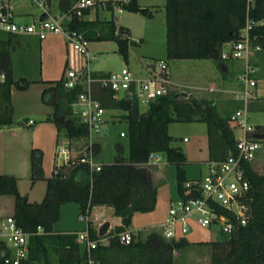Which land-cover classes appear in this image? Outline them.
Returning a JSON list of instances; mask_svg holds the SVG:
<instances>
[{
  "label": "trees",
  "instance_id": "16d2710c",
  "mask_svg": "<svg viewBox=\"0 0 264 264\" xmlns=\"http://www.w3.org/2000/svg\"><path fill=\"white\" fill-rule=\"evenodd\" d=\"M68 2L61 0L60 7L65 8ZM125 9L151 16L137 5L136 0ZM165 13L168 60L214 59L219 62L222 61L223 46L235 40L245 24L246 3L244 0H166ZM249 16L255 21L264 20V0H256ZM70 27L83 32L88 41H115L118 53L127 61L129 44L133 41L128 30L116 29L111 19L78 20ZM252 35H256L254 42L261 46L257 54L261 60L264 22L253 29ZM260 60L255 62L257 67ZM0 70L5 74V79L0 82V126H8L13 123L10 87L14 82L10 55L5 49H0ZM259 75L262 76L261 72ZM45 83L48 86L41 91V101L52 108L45 120L54 123L57 131L64 129L69 143L67 148H73L72 143L88 138L87 126L71 112L77 91L64 87L63 76ZM28 84L21 79L16 86L23 89ZM175 93L158 97L149 103L145 112H140L135 98L114 100L110 90L93 86L94 96L106 110L123 112L119 117L127 123V159L117 158L114 163L101 165L97 171L80 161L81 154L71 157L65 164L55 165L52 174L45 178V195L40 203L28 202L21 196L13 176L0 175V195L13 197L12 216L16 224L29 233L25 264H173L174 252L189 244L184 238L166 240L159 233L150 232L143 239L139 234H133L129 244H122L116 236L128 230L134 213L148 212L155 205L156 193L147 167L148 155L162 152L166 161L174 165L176 186L181 196L186 181L182 169L185 157L179 148L170 146L168 124L205 123L208 162L224 160L235 148L229 117L219 115L213 100H188ZM91 149L95 155L98 144L91 143ZM41 160V151L32 149L29 154L31 182L44 178ZM244 174L249 183L244 199L249 209L248 220L231 234H223L225 240L204 242L211 245L210 264H264V174L254 171L250 163L244 164ZM66 202L77 203L79 214H85L87 209L95 206H109L113 215L120 218V224L106 233L109 235L106 244L98 243L87 250L85 244L76 239V234L53 233L60 207ZM38 226L42 228L41 233H36ZM88 230L90 239H99L93 226L90 225ZM51 254L55 255V262L51 261ZM115 254L122 255V261L116 262Z\"/></svg>",
  "mask_w": 264,
  "mask_h": 264
},
{
  "label": "rangeland",
  "instance_id": "374dc122",
  "mask_svg": "<svg viewBox=\"0 0 264 264\" xmlns=\"http://www.w3.org/2000/svg\"><path fill=\"white\" fill-rule=\"evenodd\" d=\"M61 0H51V12L55 13ZM139 7L145 8L151 13L147 16L141 12H133L123 9L120 12L108 13L99 11L92 19L112 20L114 27L125 28L129 32L132 43L129 44L128 59L124 61L117 51V44L113 40H89L87 43L90 56L88 68L92 75L119 71L127 65L130 70L138 76L144 75V67L147 64L165 63L168 66L169 77L174 84L176 93L185 92L187 99L213 100L219 115L230 117L240 106L233 99L232 90L238 86L237 75L241 71L239 61H225L229 65L227 73L221 72L218 61L214 59H185L168 60L166 57V0H136ZM20 7L28 12L30 16L19 18L26 23L31 22V16L39 14V9L29 2L21 1ZM229 46H224L228 49ZM0 49L9 52L11 60L12 80L11 89L15 94L13 97V124L32 131L36 126L42 127L41 136L44 140L47 135L46 123L56 128L54 123L46 121V116L32 112L30 106L35 90L44 81H57L63 76L68 62H66L67 45L62 35L48 34L44 39H39L33 33H8L0 30ZM255 61H259L256 56ZM75 64H81V58ZM70 63V62H69ZM70 63V66H73ZM258 76L260 88H264V54L261 56ZM258 72V73H259ZM24 79L29 84L21 89L17 88V81ZM42 80V81H41ZM41 100V94H40ZM42 102V101H41ZM146 104H139L140 112H145ZM249 122L252 125L264 124V99L253 102L249 108ZM123 112L115 109L105 111L104 119L108 125V132L100 134L92 131L88 138L82 142L72 143L75 150L85 153L86 144H98L99 150L93 155L95 164L108 165L114 163L117 158L127 159L128 138L126 136L127 123L119 116ZM29 119L34 121L33 125H27ZM49 126V127H50ZM40 127V128H41ZM3 129V126H0ZM168 135L171 137L170 146L176 147L184 154L185 161L182 165L183 177L186 181L202 179L208 170V140L206 124L203 122H173L167 126ZM123 133V135H121ZM238 136L239 132H235ZM58 145L67 141L65 130L57 131ZM52 158L49 159L48 167L54 169L56 165L57 141L54 140ZM119 146V151L117 150ZM42 153V152H41ZM158 159L147 163L152 184L155 188L156 199L152 210L148 212H136L133 214L129 231L139 234L143 239L150 232H161L160 225L165 222L169 206L172 202L180 199L176 186V169L174 165L166 161L162 152L156 153ZM254 171L264 174V140L257 151L255 158L250 162ZM44 174V173H43ZM21 194L29 193L32 202L40 203L45 195V176L36 180L33 187L27 178L20 179ZM183 184H185V182ZM35 182V181H33ZM39 186V187H38ZM4 216L12 214V197L3 199ZM95 213L93 212L92 215ZM79 208L75 202L63 203L60 207V215L53 225V233L66 234L78 233L85 229V224L79 219ZM101 219L109 221V230H113L119 219L113 215L112 208L105 206L102 210ZM189 244L173 254V264H210L212 249L211 245L204 243L214 240L223 241L226 236L219 233L215 227H202L195 223L189 224L187 233L181 235ZM109 235L103 237L102 242L107 243ZM202 242V243H199ZM83 245V244H82ZM115 261H122V255L115 254ZM50 259L55 262V255Z\"/></svg>",
  "mask_w": 264,
  "mask_h": 264
},
{
  "label": "built area",
  "instance_id": "2783aa9c",
  "mask_svg": "<svg viewBox=\"0 0 264 264\" xmlns=\"http://www.w3.org/2000/svg\"><path fill=\"white\" fill-rule=\"evenodd\" d=\"M21 1L29 2L39 9V14L31 16V22L26 23L19 18L30 16L20 7ZM134 0H69L65 8L60 7L51 12V0H0V30L8 33H33L39 39L48 34L62 35L67 49L81 58V64L70 66L68 62L63 72L64 87L75 89L76 97L71 103L72 115L88 128V136L92 131L99 132L105 124L106 109L102 102L93 94V86L105 88L112 92L114 100L135 98L138 104L149 105L160 96L175 92L174 84L169 77L168 66L160 62L148 64L142 76L135 75L125 65L119 71L92 76L88 68L90 56L83 32L70 25L78 20H93L99 11L108 13L120 12L131 5ZM246 3V19L235 40L225 44L229 46L220 53L222 61H239L241 71L237 75L238 86L234 90L233 99L241 105L230 115L229 125L233 129L235 148L222 161H207L208 170L202 179L187 181L180 199L169 206L167 218L160 225L159 233L164 239L182 238L189 230V224L195 223L202 227H215L221 234L229 235L237 226L246 224L249 215L248 205L244 199L249 189V183L244 174V164L250 163L256 156L264 139L254 137V134L264 135V124L252 125L249 122V108L253 102L262 100L264 88L258 81L259 69L255 65V57L261 51V46L255 43L256 35L252 31L262 25L264 20H253L249 12L254 8L256 0H244ZM5 74L0 70V82ZM32 123V121H29ZM258 126V127H257ZM235 132H239L237 136ZM123 135V133H121ZM93 154L89 142L81 162L87 163L91 170H99V164L92 160ZM71 156L65 145H60L57 154V166L65 164ZM158 159L156 153L148 155L147 163ZM85 229L76 233V239L85 244L87 250L102 242L106 233L99 239L89 237V226L98 232L106 221L99 214L92 215V209L80 214ZM38 226L36 233H41ZM132 231H124L116 236L120 243L129 244L133 240ZM29 233L23 231L15 222L12 214L0 217V264H25L28 260Z\"/></svg>",
  "mask_w": 264,
  "mask_h": 264
},
{
  "label": "crops",
  "instance_id": "0c3cea01",
  "mask_svg": "<svg viewBox=\"0 0 264 264\" xmlns=\"http://www.w3.org/2000/svg\"><path fill=\"white\" fill-rule=\"evenodd\" d=\"M65 58H66V62L72 60L74 65L78 62L77 60L79 59L74 52H70L68 49H66ZM147 65L144 67L145 69ZM218 65H219L221 72L227 73L229 71V65H227L225 61H219ZM47 86L48 84H46L45 81L44 83L39 85V87L35 90L36 95H34L33 100L30 104V106L32 107V112L36 114H41L44 116L52 112V108L50 106L43 104L40 100L41 91ZM14 95L15 94L13 93L10 87V101H12V103H14V100H13ZM12 110H13V106H12ZM30 120L32 121V119H29L28 122L26 123L27 125L34 124V121L30 123L29 122ZM47 124L48 126H46L45 128L47 130V135L44 140L42 139V137H40L41 129H42L41 126H40L41 128L36 126L30 132H27L28 130H25V128H21L20 126H15L13 123L8 126H3V129H0V175L13 176L16 179V188L18 190V193L21 196H23V194H21V191H20L21 189L19 185V182H20L19 178L22 180L23 178L29 179L30 184L32 183L30 185L31 187L39 183L37 181L31 182L30 180V168H29L30 151L32 149H38L42 152L41 167H42L44 176L46 178L52 174V169L48 167V164H49V159H51L52 155L54 154L53 153L54 140L55 142L57 141V148H56L57 150L60 145H65L66 147L69 146L68 141H64V143L58 145L59 140H58L56 128L54 127L52 128V126H50L51 124L49 125V123H46V125ZM107 132H108V127L106 129V132L104 130L103 134H106ZM68 150H69V155L71 157H74L78 154H81L82 156L84 155L82 151L75 150L74 147L73 148L71 147ZM57 154H58V151L56 153V163H57ZM25 194L26 195H24V197L27 199V201L32 202L29 199V193L25 192ZM11 197L12 196H9V195H0V200L7 199V198L10 199ZM3 206H4V203L1 201L0 202V217L4 216L2 214L3 209H4ZM12 207H13V197H12ZM104 207L105 205L95 206L92 208V213L94 212L95 214H99L100 216H103L102 210ZM112 213H113V210H112ZM118 219H119V222L115 223L113 226H117L120 224V218ZM110 227L112 226L110 225L109 229Z\"/></svg>",
  "mask_w": 264,
  "mask_h": 264
},
{
  "label": "water",
  "instance_id": "95a60500",
  "mask_svg": "<svg viewBox=\"0 0 264 264\" xmlns=\"http://www.w3.org/2000/svg\"><path fill=\"white\" fill-rule=\"evenodd\" d=\"M178 95H183V96H185V97H187V94L185 93V92H180V93H175V96H178ZM130 96H129V94H126V98H129ZM107 124H103L102 126H101V128H100V134H103L104 133V130H105V132H106V129H107ZM254 137H259V138H261V139H264V135L262 134H254ZM67 144V143H66ZM109 226H110V224H109V222L108 221H105L102 225H101V227H100V229H99V231H98V234L100 235V236H102V235H104L107 231H108V229H109Z\"/></svg>",
  "mask_w": 264,
  "mask_h": 264
}]
</instances>
